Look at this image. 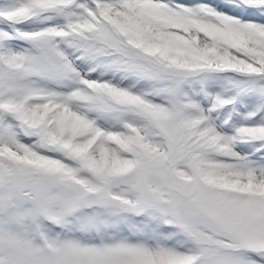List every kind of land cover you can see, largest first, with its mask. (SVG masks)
Returning a JSON list of instances; mask_svg holds the SVG:
<instances>
[{
	"label": "snow or ice",
	"instance_id": "obj_1",
	"mask_svg": "<svg viewBox=\"0 0 264 264\" xmlns=\"http://www.w3.org/2000/svg\"><path fill=\"white\" fill-rule=\"evenodd\" d=\"M0 264H264V0H0Z\"/></svg>",
	"mask_w": 264,
	"mask_h": 264
}]
</instances>
